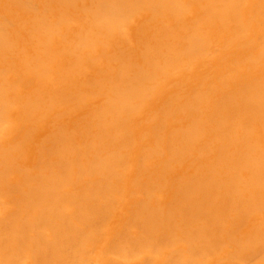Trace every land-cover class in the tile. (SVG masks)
<instances>
[{
  "label": "bare ground",
  "instance_id": "6f19581e",
  "mask_svg": "<svg viewBox=\"0 0 264 264\" xmlns=\"http://www.w3.org/2000/svg\"><path fill=\"white\" fill-rule=\"evenodd\" d=\"M0 264H264V0H0Z\"/></svg>",
  "mask_w": 264,
  "mask_h": 264
}]
</instances>
